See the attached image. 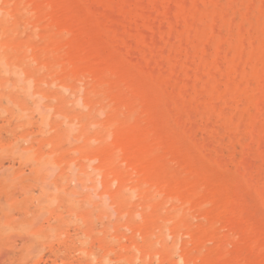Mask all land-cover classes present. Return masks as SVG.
<instances>
[{
    "label": "rangeland",
    "instance_id": "rangeland-1",
    "mask_svg": "<svg viewBox=\"0 0 264 264\" xmlns=\"http://www.w3.org/2000/svg\"><path fill=\"white\" fill-rule=\"evenodd\" d=\"M141 1L109 0V4L104 5L99 0L97 2L88 0L87 9L93 11L92 13L88 10V13L96 21L106 38L110 40L108 49L114 55L119 54V57L115 56L119 58L117 60L123 61L124 65L127 63L126 66L128 65L127 67L136 73L145 68V73L138 74V79L140 75L141 80L144 79V81L139 79L141 82L150 83L154 88L158 87L156 91L163 93L158 92V95L161 96L158 98L161 117L171 123L174 132L179 133L175 132L176 136H180L178 137L179 143L188 147L192 141L188 137L197 134L193 137L199 139H196L198 142L203 140L201 143L205 142L206 146L207 142L213 144L212 148L222 145L220 149L226 162H222V159L218 160V155L222 153H219L217 149L215 151L210 145L208 146L210 148H206L204 155H201L198 149L194 150L192 154L209 171L230 180L236 191L246 199L249 211L255 214L260 223L264 224V206L262 205L264 202L262 201L264 200V157H261L256 141L248 133L250 124L257 119L254 117L259 116L257 109L252 106L249 113L238 112V117L242 115L245 124L240 131L242 133H234L236 135L233 144H229L232 141L229 136L231 134L230 127L219 119H213L210 123L215 127L212 129H217L216 126H218V129L221 128L222 131L219 133V137L223 139L221 140L223 143L219 144L220 140L213 137L218 131L214 130L212 135L211 127L204 129V122L205 125L210 126L206 119V106L211 102L210 97L202 98L200 96L202 99L200 97L194 99V94H185L184 91L188 89L186 82H188L187 79L190 80L189 75L192 79L196 73L197 64L204 55V47L199 46L201 45L199 41H202V38L206 37L209 41L211 67H213L219 52H222L218 54L220 55L218 58L222 57L219 61L225 67L227 63L224 56L229 49L233 54L240 55L244 52L242 55H246L250 50V41L253 39L263 46L264 32L261 24L264 21V16L259 13L258 9L260 6H264V2L261 4L260 0H249L248 8H251L249 13L247 10L248 0H207L197 8L195 22L200 25L196 26L195 23L193 29L186 31L183 24H176L178 2H184L183 0L166 1L163 12L159 7L164 0H144V4ZM217 1L220 3L216 5ZM252 3H254V8L251 7ZM231 4L235 5V8L231 7ZM168 5L174 7H171L170 11L169 9L165 11ZM0 6H2L0 9L4 7L3 10H0V264H119V262L120 264H185L182 259L183 247L184 244L190 242V237L185 234V230L175 231L172 220V216L180 214L181 210L176 209L175 204L170 201H157L153 194L149 198H143L140 190L132 188L133 185L129 184L130 182H127L128 184L123 186L124 189H121L114 181L113 176L116 172L123 170L125 172L126 167L121 162L122 153L116 147L112 148L114 127L110 123L109 117L114 114L116 119L122 120L125 111L123 109L115 110L108 100H104V87L97 86L95 91L88 92L94 90L95 84L90 78L80 77L71 80L68 78L63 82V85L57 79L58 76L54 74L56 71L58 73L62 71L61 67L57 65L60 56L50 52L47 43L45 44L46 50L43 51V59L45 62L52 63V67L48 69L44 65H39L34 57L35 49L42 44L41 33L47 31L30 25L27 21L29 15L24 11L19 13L20 15L14 20L9 16L11 5L0 0ZM120 6L124 8L123 12L119 11ZM94 7H97L96 10L101 8V11L97 10V14L94 13L96 12ZM104 10L106 13L107 10L109 12L115 10L114 15L122 17H118V21H114L115 17L112 20L110 18L113 14L112 11L110 15H105H109V18H105ZM157 10L159 11L157 12ZM145 11L151 12V14H147ZM224 12H230V18L235 17L234 19H236L237 17L233 23L230 37H227L229 36V23L224 25L221 19ZM168 13L171 14L168 15ZM203 13L211 17L210 22L212 23L213 19L219 18L218 24L216 23L217 32L221 30L219 32L224 36L222 38L226 39L227 37L228 39L223 42L222 51L217 52L216 47L212 46L214 41H221L219 32L217 34L216 30H213L214 33L211 34L212 31L208 30L205 35L199 32L207 27L202 20ZM143 14L149 17L150 26L144 25ZM243 15L247 16L248 21H243ZM13 20L17 21L15 26H13ZM133 21H135L133 27H130ZM154 21L157 23H153ZM250 22L252 23L250 24ZM240 23L243 24L245 30L243 37L238 35L237 27ZM171 24L175 25L178 31L184 33L182 40L186 43L179 38L176 40L170 38ZM108 25L111 27H107ZM179 25L182 27L179 28ZM112 27H116V31L119 29L117 31V35H120L118 39H113L116 31ZM126 27L128 28L126 29ZM34 28L38 31L35 32ZM137 30L141 31L140 33L143 35L148 33L149 40L146 44L151 43L153 30L156 32V40L158 39V42H155L156 48L154 47L152 51L147 49V57L151 58H148L149 61L141 54L144 45L135 41L136 35L140 34ZM189 34H191L190 38H188ZM194 38L195 40H193ZM241 38L245 39L247 46V49L243 47L245 50L242 48L244 51H241V48L237 49ZM129 40H132V42L130 41L132 44L128 43ZM126 41L128 44L125 43ZM195 41L198 42V47L194 46L193 42ZM172 42L176 45L181 66L194 62L193 69L189 74L184 73L182 67L173 66ZM180 43L186 46L180 45ZM116 46L117 49L123 47V50L115 49ZM17 48L19 50H16ZM129 49L138 55L131 53V56L128 52ZM164 49L166 52H163ZM123 51L124 53H122ZM259 54L264 56V51L260 49ZM152 55L154 56L152 57ZM130 56L137 58L138 61L131 59ZM187 58L188 62L186 63ZM132 60H136L137 63L143 60V67L141 63L142 68L135 63L140 68L134 69L135 61ZM263 60L264 58L261 61L264 62ZM150 62L154 64L149 65ZM157 62L163 64L166 62L163 65L165 67ZM147 63L151 70L147 68L149 66L145 65ZM245 65L246 68L242 69L244 71L248 69L247 72H251V64L249 66V63L246 62ZM173 69L176 72H182L180 74L182 79H180H186L183 81L185 84L177 78L176 72L173 75ZM151 75L155 77L152 78ZM262 75H264V66ZM171 76L172 78H170ZM166 79L169 80L168 83H166ZM193 84L191 83V85ZM68 86H72L73 89H69ZM197 86L200 90L202 83H197ZM253 86L256 87V83ZM173 90L176 93L173 96H177L174 100H172L174 98ZM163 91L166 93L164 94ZM250 92L251 88H246L241 90L240 94L246 98ZM184 95L187 96L184 97ZM258 95L263 98L264 91L261 90ZM161 98L162 100H160ZM166 98L170 109H165L166 107L162 106L166 102ZM184 98L188 99L186 108L183 105ZM234 105L235 101L232 102V106ZM188 112L196 113L194 114L196 118L193 115L191 116L194 118L191 117ZM261 117L259 121L264 129V114ZM177 118H179L178 121L181 119L184 124L175 123L174 120ZM189 118L195 119L193 123L197 126L193 124L194 129L191 130L194 132H189L188 136L182 132L187 126L186 121L191 128L192 119ZM183 125L185 126L183 127ZM204 135L207 137L206 139L210 138L207 142L206 139L204 140ZM7 136L9 137L7 138ZM243 139L245 145L249 143L253 145L250 144L248 149H246L247 146L244 149V144L241 143ZM210 141L211 143H209ZM228 144L233 145L232 148L236 150L228 147ZM108 146L109 148H107ZM200 148H203L201 144ZM217 148L219 147L217 146ZM207 153H211L210 157ZM233 155L234 157H232ZM101 157L102 159L107 157L105 162H102ZM110 158L112 159L110 160ZM215 158H217L218 164ZM232 158H235V161ZM113 164L116 165L111 166ZM220 164L223 166L218 167ZM224 165L228 170L222 168L225 167ZM108 167L110 168L108 169ZM104 181L106 186L103 184ZM248 182H251L249 185L253 186L252 188L247 186ZM151 214L153 218L147 222L146 218L149 215L152 216ZM189 220L193 225L200 222L193 217H189ZM213 247V242L206 241L200 252H193L191 264H202L200 258ZM54 251L55 254H53ZM197 259L199 260L197 261ZM122 260L125 261L122 262Z\"/></svg>",
    "mask_w": 264,
    "mask_h": 264
},
{
    "label": "bare ground",
    "instance_id": "bare-ground-1",
    "mask_svg": "<svg viewBox=\"0 0 264 264\" xmlns=\"http://www.w3.org/2000/svg\"><path fill=\"white\" fill-rule=\"evenodd\" d=\"M87 1L88 0H3V2H6L7 4L11 5L9 16H11L14 20L17 19L16 17H18L22 11H24L26 14L29 15L27 21L30 23V25L35 26V27H40L41 30L47 31V32L41 33L40 38H41L42 44L41 46L35 49L34 57L36 61L39 63V65H44L48 69L52 67V63L45 62L43 59V51L46 50L45 44L47 43L49 45L48 50L50 52L59 54L60 56L58 58L59 60L57 62V65L61 67L62 71L61 73H58L56 71V73L54 74L58 76L57 79L63 85H64L63 82L68 78H70V80L77 79L80 77L83 79L90 78L92 79L93 82H95V84L93 86L94 90H90L88 92L95 91V88L97 89V86L104 87L105 88L104 89V92H105L104 100H108L109 103L113 105L115 110L123 109L125 111V113L123 112L124 118L122 120L116 119L115 117L116 115L114 114L109 117L110 123L114 127L112 130L113 135H114L113 137L114 145L113 146L111 145V146L112 148L116 147V149H118L122 153L121 162L126 167L125 172L124 170L122 172L121 171L116 172L115 176H113L114 181L118 183V186L121 189L127 182H130L129 184L132 183L131 185H133L132 188H137L140 190L141 194L143 195V198L145 199L149 198L153 194L154 197L157 199V201L159 202L170 201L175 204L176 209L181 210L180 214H175L174 216H172V220L174 222L173 228L175 231L185 230V234L190 237V242L188 244H184V247H183L182 259L184 260L185 264H191L192 262L191 258H192L193 252H200L202 246L204 245L206 241L213 242L214 247L208 250L207 253L204 254L200 258L202 264H264V224L260 223L257 220L255 214L249 211L247 207L246 199L243 196H241L242 194L240 195L236 191L233 183L230 180H226L220 177L218 174H215L209 171L207 167L203 166L199 162V160L196 159L192 154L194 150L198 149V151H200V154L204 155L206 148L209 145L211 148L213 146V144H208L207 140L210 138L206 139L207 137L205 135H204L205 137L204 140L206 139V142H207V146H206V143L204 142L205 147H204V144L201 143L203 140L198 142L197 140L199 139L196 138L197 139L196 140L193 137L197 135L196 133H195L196 135H192L191 137L189 136V132L191 131L194 132L193 130H191L192 128L194 129V125L197 126L195 123H193V120H195L193 119L195 117L194 114L196 113L191 114L190 112L192 111L188 112L190 113V116L191 115L194 116V117L191 116L193 118H189L190 120L192 119L191 128H189L190 126H188L187 124L188 121H186L185 123L187 126L183 125V127L184 126L185 127L182 133H184L185 135H188L189 136L188 138L192 140L190 146L185 147L178 141V137L180 136H176V135L179 133L175 131L177 133L175 134L171 123L169 121L164 120L161 117V110H160L161 106L159 105V102H158L159 100L158 98H160L161 96H159L160 94L158 95L159 91H156V88L158 87L154 88V86L151 85L150 83L141 82L142 80L144 81V79L141 80L140 75H139L140 77L139 79L141 81L138 79V74H144L146 70L145 68H142L143 60L142 62L139 61L138 63L136 62V60H132V61H135L134 69H137L138 67V65L136 64L140 65L141 63L142 65V67L140 65L142 69H140L138 73L134 72V70L132 71L130 67L129 69L127 67L128 65L126 66L127 63L124 65L122 63L123 61L120 62V60H117L119 58H116L115 56H118L119 54L114 55V53H112L110 49H108L110 40L106 38L105 34L100 30V27L97 26L96 21L92 19L90 14L88 13V10H90V12L92 13L93 11H91V9H87V7L89 6ZM95 1L97 2V0ZM99 1L102 2L104 5L109 4V0H99ZM127 1L129 2V0ZM142 1L141 2L144 4V0ZM166 1L168 0H164L162 2L161 7H159L161 8L160 11L162 12L164 11V5ZM183 1L184 2H180V3L177 1L178 10H176L177 11L176 24H183L186 31H189L193 29L195 26V23H196L195 17L197 15L196 14L197 8H199V5L201 3L207 0H191V2H188V0H183ZM262 2H264V0L263 1L260 0L261 4ZM215 3L217 5V3H220V2L217 1ZM249 4L250 3L248 0L247 10L250 13L251 8H248ZM253 4L254 3L251 4V7L254 6ZM234 6L232 5L231 7L235 8ZM171 7H174V6H171ZM171 7H169L168 5V8H166L167 10L165 11H168V9L170 11ZM3 8L1 9L3 10ZM112 8L114 9V7ZM99 9L100 10L98 9L97 10L101 11V8ZM97 10L94 13L97 14ZM114 11L115 10H110V12L113 13L111 14L112 17L110 16V18H112L113 20V18L115 17L114 21H118L119 19L118 17H122V16L114 15ZM119 11L123 12L124 8L120 6ZM158 11L159 10H157V12ZM258 11L260 14H262V16H264V6H260ZM103 12H104V16L106 14L110 15L109 10H107V13L105 12V10ZM145 13L151 14V12L148 13L146 11ZM229 13L230 12L228 13L224 12L221 18L222 23L224 25L229 23V28H228L229 36L227 37H230L232 35L233 23L237 19V17L236 19H234L235 17L230 18ZM169 14L171 13H168V15ZM108 16H105V18H107ZM116 16H117V20H116ZM143 17H144L143 18L144 25L150 26L149 21H148L149 17L145 15ZM247 19H248L247 16L243 15V21ZM19 20L20 18L18 19V21ZM202 20H204V23H206L207 27L202 30L199 29L200 33H203L205 35L208 30L212 31L211 34H213L215 30H216L215 33L217 32L216 26L218 24L217 20H219L218 17L216 19H213L212 20L213 23H212L210 22L211 17L203 13ZM102 21L104 22V19H102ZM16 22L14 21L13 26L16 25ZM134 22L135 21L131 23L130 27H133ZM122 23H125V22H122ZM153 23H155V21ZM241 23L238 25L237 30L239 33L238 35L243 37L244 35L243 32H245V30H244L243 24ZM251 23L252 22H250V24ZM196 24H197L196 26L200 25V24L198 25V23ZM30 25L28 26V28L30 27ZM109 26L110 25H108L107 27ZM180 26L181 25H179V28L182 27ZM160 27L162 28L164 26H160ZM112 28L116 31V27H112ZM118 28H121V27H118ZM127 28L128 27H126V29ZM261 28L264 32V21L261 24ZM248 30L252 31L250 29ZM37 31L38 29L35 30V32ZM117 31L114 33L113 39H118V36H120V35H117ZM138 31L139 30H137V32ZM153 31L154 32H152L153 35L151 36L152 40L150 44H146V42H148L149 40L148 35H147L148 33H145L143 35V33H140L141 31H139L140 34H137L135 37V41L137 43L141 42L144 45L143 49L141 50V54L148 61H149L148 58L150 57H147V54H148L147 49L151 51L154 50V47L156 46V43L158 42V39L156 40V32L155 30ZM219 31L221 30H218V32ZM218 32L217 34L220 33L219 35H221V38L219 37V40L221 41L220 42L214 41V43L212 44V46L216 47L217 52L219 50L222 51L223 46H224L223 42L225 40L228 41L227 37L226 39L222 38L224 36L222 35L221 32L219 33ZM160 35H163V34H160ZM190 35L191 34L188 35V38H190ZM170 36L172 40L173 39L176 40V38H179L182 40V38L184 37V33L182 31H178L175 28V25L171 24ZM107 37H110V36L107 35ZM193 40H195V38ZM244 40L245 39H242V38L241 40H239L237 49H240V48L242 49L243 47L247 49V46L245 45L246 42ZM130 41L132 42V40H129L128 43H131ZM125 43L128 44L127 41ZM184 43L186 42L184 41ZM199 43L201 44L199 46H203L205 49L204 55L202 56V59L200 60V62L197 64L196 73L193 76V78L191 79L190 77L191 75H189L190 80L187 79L188 82H186L188 83L186 84L188 85L187 87L188 89L184 90L186 93L185 92L183 93L194 94L193 95L194 99H199L198 97L200 96H202V98L204 96L210 97L211 102L207 104V101H206L207 122L210 123L213 119H219L223 121L228 127H230L231 134L229 136L232 141L229 144L231 143L233 144V141L235 140V135H236V134L234 135V133L236 132L239 133L245 124V119L243 118L242 115L238 117V112L239 113H246V112L249 113V110L251 109V107L252 106L255 107L257 109L259 116L254 117L257 119H255L254 122L250 124V130L248 133H249V136L252 137L256 141L258 145L257 147L260 150L259 152L262 155L261 157H264V129L260 125V121H259V118H262L261 116L264 114V97L262 98L258 95V92H260L261 90L264 91L263 89L264 88V75H262V68L264 66V62L261 61L264 58V56L259 54L260 49L264 51V44L263 46H261L259 45L258 41H256V39L251 40L250 45H249L250 50L249 52H247L246 55H242V53L244 52H242L240 55L233 54L231 50L229 49L224 56V60L227 63L225 67H223V64L221 63V61H219L222 58V57L218 58V56H220L218 55L220 53L219 52L216 55L217 57L215 58L213 67H211V64L209 62V51L211 49L209 48L210 46H209L208 38L207 39L206 37L204 39L202 38V41H199ZM231 43L233 44V42ZM231 43H230V46H232ZM193 44L194 46H197L198 42L195 41L193 42ZM171 45H172L171 51L174 52L173 53L174 55L171 57L173 66L182 67V71L186 74H189L193 69L194 62L188 64L187 63L188 58H187L186 60L187 65L181 66L182 64L180 65V56H179V53L177 52L176 45L173 42L171 43ZM180 45H185V44L180 43ZM117 46L115 47V49H117ZM221 46H222V49H221ZM112 47L114 48L113 45ZM119 48L120 47H118L117 50H121L123 47H121L120 49ZM243 49L241 51L245 50ZM16 50H19V48H17ZM129 50L128 52H130V54L132 53L133 55H138L137 53L135 54L134 52H131V50L130 51ZM163 52H166V49H164ZM122 53H124V51ZM153 56L154 55H152V57ZM131 59H137V58H131ZM246 62L249 63V66L251 64L250 66L251 72H247L248 69L245 71L242 69ZM151 63L153 62H150L149 65H151ZM165 63L164 64L158 63V64L163 66L165 65ZM145 65L149 66L148 63ZM147 68L151 70L150 66ZM245 68L246 67H244V69ZM173 70L172 71L174 75L175 74L174 72H176V70L175 69ZM152 73L155 74V72H152ZM181 73L182 72H179V71L176 72V74L178 75L177 76L178 79L181 78L180 76ZM158 76H157V79H158ZM172 76L170 78H172ZM153 77L155 76H152V78ZM166 81H163V82H166V83L169 82L168 79H166ZM181 81L182 82L186 81V79H183ZM199 82L202 83V86H200L201 87L200 90L198 89L199 86H197V83ZM191 83H194V84L191 85ZM254 83H256L257 85L256 87L253 86ZM183 84L185 83L183 82ZM68 88L73 89L72 86H68ZM246 88H249V89L251 88V92L250 94L246 96V98H243L242 94H240V91L243 89L245 90ZM163 92L164 94L166 93V91H163ZM172 92L174 93V94L172 93V96L176 94L174 90ZM185 96L187 95H184V97ZM176 97L172 98V100H174ZM202 98L200 97V99ZM160 100H162V98ZM176 100L178 102V99ZM165 101L166 102H164L162 106L166 107L165 109L167 108L170 109V104L168 103L167 98L165 99ZM233 101H235L234 106H232ZM187 102H188V99L184 98L183 105L185 108L187 107L186 106ZM160 103L162 102L160 101ZM178 119L179 118L174 120L176 121L175 123L184 124L181 119L179 121ZM207 125L208 124L205 125V122H204V126L206 127ZM180 126L182 127V125ZM205 127L204 129H207L209 127H211L212 129L215 126H212L210 123V126L208 125V127L206 128ZM216 127L217 129L215 128L214 130H217L218 132L214 134V130L212 129L211 133L213 132L212 133V135L214 134L213 137H215L216 140L219 139L220 140L219 144H221L223 143L221 142V140L223 139L219 137V133H221L222 131H221V128L218 129L219 127L218 126ZM8 137L9 136H7V138ZM109 139H110V136H109ZM209 143H211V141ZM241 143L244 144V139ZM200 144L203 146V148H200ZM250 144L251 143L247 145L244 144L243 145L244 149L246 146H247L246 149H248V146H250ZM109 146L107 148H109ZM217 146L219 148H217ZM217 146L216 148H212V149H215V151L217 149V151L219 150L218 151L219 153L220 152L222 153L221 155H218L219 157L218 160L222 159V162H226L224 161L225 157L223 158L222 156L223 152L220 149L222 148L221 147L222 145L221 146L217 145ZM228 147L232 148L234 146L229 145ZM107 148L105 149L107 150ZM232 149H231V152H233L234 150ZM244 149L242 150V152L244 151ZM112 154L113 152L111 153V155ZM210 154H208L209 157H210ZM114 156L116 157V154ZM232 157H234V155ZM106 158L103 157L102 159L101 157L102 162H105ZM111 159L112 158H110V160ZM233 159L235 161V158H232V160ZM116 160H115V163H116ZM215 160L217 161V164H218L217 158H215ZM211 161L214 162V160L212 159ZM117 164H119V162H117ZM114 165L116 164H113L111 166H114ZM220 166H223V165L222 164L218 165V167ZM109 168L110 167H108V169ZM222 168L228 170L226 166ZM250 183L249 182L247 183L248 187L250 186L249 185ZM103 184L106 186L105 181L103 182ZM259 197L263 198L262 196H259ZM263 203L264 202H262V205L264 206ZM189 217H193L194 219L200 220L199 224L193 225L192 223H190L189 221L191 220H189ZM151 218H153V215L152 216L149 215V217L146 218V221L149 222ZM84 244H87V243H84ZM190 245L192 246L191 248L189 247ZM53 254H55V251ZM198 260L199 259H197V261ZM124 261L125 260H122V262Z\"/></svg>",
    "mask_w": 264,
    "mask_h": 264
}]
</instances>
